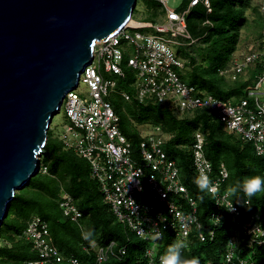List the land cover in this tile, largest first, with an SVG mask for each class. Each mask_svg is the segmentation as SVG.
Returning <instances> with one entry per match:
<instances>
[{
    "label": "built area",
    "instance_id": "built-area-1",
    "mask_svg": "<svg viewBox=\"0 0 264 264\" xmlns=\"http://www.w3.org/2000/svg\"><path fill=\"white\" fill-rule=\"evenodd\" d=\"M144 1L158 5L152 21H138L139 26L128 23L107 40L95 44L93 61L84 69L77 87L82 82L86 92L81 95L75 89L65 96L62 106L68 125L57 138L65 149L89 162L91 177L99 183L113 214L140 239L150 243L145 257L149 264H157L155 252L166 233L176 236L175 243H183L178 249L182 257L192 240L204 242L206 235L214 238L227 215L239 219L242 210L250 209V201L234 204L229 200V193L222 189L229 172L222 164L215 174L205 154L206 134L197 130L185 149L190 153L195 175L207 176L211 187L215 188V192L208 191L216 204L210 216L214 227L206 228L204 233L197 200L184 184L177 161L169 157L164 148L172 135L160 126H153L141 135L142 140L135 150L133 142L120 129V117L111 99L118 95L124 101L134 99L141 104L168 105L180 118L205 111L222 124L225 133L251 144L255 154L264 159V102L257 97L260 89H264V0L259 7L263 25L255 51L245 55L241 63L219 71L220 76L228 75L231 81H237L247 68H260L252 84L245 89V96L239 100L217 98L189 85L181 76L186 63L174 47L181 40L194 42L187 17L198 5L208 7L209 0H182L174 9L168 6L169 0ZM145 29L151 33L143 32ZM128 79L133 95L118 89L119 82ZM40 170L45 172L46 167L40 164ZM232 205L237 209L235 212L226 209ZM59 206L64 217L72 222L82 218L69 194L62 195ZM239 224L242 228L234 229L228 242L230 248L242 242L250 250L264 246L262 223ZM48 237L47 222L33 216L22 239L30 242L39 258L26 264H83L75 258L64 257L49 243ZM113 247L114 243L96 249V261L92 264H104L113 254ZM230 248L226 253L227 261L233 257ZM163 257L159 256L158 264H162Z\"/></svg>",
    "mask_w": 264,
    "mask_h": 264
},
{
    "label": "trees",
    "instance_id": "trees-1",
    "mask_svg": "<svg viewBox=\"0 0 264 264\" xmlns=\"http://www.w3.org/2000/svg\"><path fill=\"white\" fill-rule=\"evenodd\" d=\"M209 2L208 7L198 5L193 8L187 17L189 33L194 40L203 44L199 51L203 56V64L194 66L188 72L184 70L181 76L189 85L222 100L245 96V89L252 84L255 73L260 68L250 72L248 80H239L233 85H229L225 77L219 75L220 70L229 68V62L237 49L240 31L246 22L245 0ZM146 7L156 10L158 5L146 2ZM152 20L150 18L146 21ZM260 20L263 21L262 16ZM182 42L185 41L181 40L180 43ZM180 51L178 55L181 58L180 54L195 63V57L186 50ZM129 81L130 79L120 81L118 89L133 95ZM225 86L228 88H224ZM111 101L120 117V129L133 142L135 150L142 140L137 124L160 126L172 135L164 148L168 156L177 161L184 184L197 200L199 219L205 225L204 233L206 228L214 227L210 216L215 211L216 204L207 190L201 192L196 185L198 177L194 173L190 153L185 149L193 141V134L197 130L206 134L205 154L211 161L215 174L222 164L229 172L228 180L222 188L229 193V200L234 204L250 201V210H242L239 219L228 215L224 218V225L218 227L214 238L206 235L204 242L192 240L181 259L195 258L199 264H264V247L250 250L244 245L230 248L233 258L228 263L224 262L234 229L240 231L242 228L240 222L262 223L264 227V192L248 197L243 191V184L247 179L263 178L264 159L255 154L252 145L225 133L222 124L205 111L180 118L168 105L141 104L134 99L124 101L118 95H114ZM124 103L126 108L123 107ZM41 163L46 171L40 170L25 188L18 190L9 205L0 231V235L3 232L0 264H26L39 258L32 251L30 242L22 239L28 221L33 216H39L47 222L49 243L66 258L72 257L83 264H92L96 261V249L107 248L114 243L113 254L104 264H149L145 253L151 246L150 243L140 239L118 221L105 201L99 183L91 177L89 162L74 151L65 149L50 130L41 154ZM63 194L74 198L82 213L78 222L64 217L59 206ZM89 231L92 236L85 240L83 234ZM175 237L172 233L164 235L155 252L157 264L159 256H165L168 247L175 243ZM121 250L125 253L121 254Z\"/></svg>",
    "mask_w": 264,
    "mask_h": 264
},
{
    "label": "water",
    "instance_id": "water-1",
    "mask_svg": "<svg viewBox=\"0 0 264 264\" xmlns=\"http://www.w3.org/2000/svg\"><path fill=\"white\" fill-rule=\"evenodd\" d=\"M138 0H0V231L15 193L39 173L53 118L97 42Z\"/></svg>",
    "mask_w": 264,
    "mask_h": 264
},
{
    "label": "rangeland",
    "instance_id": "rangeland-1",
    "mask_svg": "<svg viewBox=\"0 0 264 264\" xmlns=\"http://www.w3.org/2000/svg\"><path fill=\"white\" fill-rule=\"evenodd\" d=\"M182 0H169L168 6L172 9L177 8ZM260 2L261 0H245V16H246V22L244 26L241 28L240 31V37L239 42L237 44V49L232 55V60L229 62V68L233 67V63H241L243 60V57L247 55L248 53H251L252 51H255L257 46V41L261 32L262 23L263 21L260 20L261 12H260ZM157 9L154 8H148L146 7V1L144 0H138L136 9L133 13L132 19L137 21H146L150 20V18H154L157 14ZM143 32H149L148 29H145ZM154 33V31H152ZM181 42V41H180ZM181 50H186L191 56L195 57V63L191 61L190 58L180 54L182 56V59L185 61L186 65L190 64L191 66L187 67V72L193 69L194 66L203 64V56L199 51L201 48H203V44L198 41L194 40V42H182L178 46H175L174 49L178 52H181ZM228 68V69H229ZM258 69V67H249L245 71L243 75L239 77V80L246 81L250 77V72L253 70ZM224 77V76H223ZM225 79L229 85H233L236 81H231L228 77V75L225 76ZM132 83V80H131ZM224 88H228L225 86ZM79 94H83L85 91V85L81 82L79 88L77 89ZM243 97V96H242ZM242 97H233L234 100H239ZM257 97L264 102V89H260L259 93L257 94ZM124 108H126V105L124 103ZM67 121L64 116V105L60 109L59 113L53 118L50 131L52 133V136L54 138H57L61 136L67 127ZM136 126V124H135ZM137 127L139 131L142 134H146L152 129V124H137ZM43 165V163H41ZM2 234L0 235V241L2 240ZM4 244L3 242H1Z\"/></svg>",
    "mask_w": 264,
    "mask_h": 264
},
{
    "label": "clouds",
    "instance_id": "clouds-1",
    "mask_svg": "<svg viewBox=\"0 0 264 264\" xmlns=\"http://www.w3.org/2000/svg\"><path fill=\"white\" fill-rule=\"evenodd\" d=\"M196 185L200 189L201 192L207 190L209 192H215V188L211 187V182L207 176H201L195 180ZM243 191L246 193L248 197H252L259 192H264V178L262 177H252L247 179L243 184ZM226 208V207H225ZM229 212H235L237 209L233 205L231 207L226 208ZM250 210V209H249ZM92 236V232H85L83 234V238L88 240ZM244 245V243L234 244L233 247H240ZM182 242H176L170 245L167 249L166 255L162 258V264H199V261L195 258L191 260L181 259L178 249L183 247ZM264 247V246H262ZM262 247H254L252 250L256 248ZM230 248V247H229ZM232 248V247H231ZM233 258V257H232ZM224 262L228 263L226 255L224 257Z\"/></svg>",
    "mask_w": 264,
    "mask_h": 264
},
{
    "label": "bare ground",
    "instance_id": "bare-ground-1",
    "mask_svg": "<svg viewBox=\"0 0 264 264\" xmlns=\"http://www.w3.org/2000/svg\"><path fill=\"white\" fill-rule=\"evenodd\" d=\"M129 24H130V25H134V26H139V22H138L137 20H134V19H131V20L129 21Z\"/></svg>",
    "mask_w": 264,
    "mask_h": 264
}]
</instances>
